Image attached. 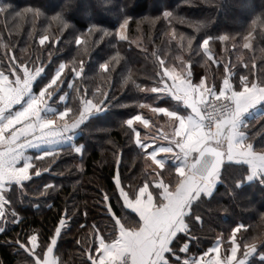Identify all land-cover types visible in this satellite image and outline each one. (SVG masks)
Returning a JSON list of instances; mask_svg holds the SVG:
<instances>
[{"label": "trees", "instance_id": "16d2710c", "mask_svg": "<svg viewBox=\"0 0 264 264\" xmlns=\"http://www.w3.org/2000/svg\"><path fill=\"white\" fill-rule=\"evenodd\" d=\"M3 5L10 8L0 13L1 71L14 74L21 65L42 68L35 85L39 90L63 65L52 89L60 87L55 101L68 94L65 106L73 109L69 119L83 110L86 100L104 99L107 106L81 126L76 138L83 146L81 153L69 144L54 157L36 158L31 172L45 170L11 186L0 231V264H35L36 257L28 250L33 235L38 242L33 251L43 259L57 228H61L55 247L58 264H92L90 256H96L100 237L111 242L120 225L141 226L139 215L124 205L117 176L131 196L154 181L136 136L148 127L140 121L129 126L126 121L135 115L151 119V108L187 111L170 94L150 91L161 87L164 67L176 69L184 78L190 71L194 83L204 79L215 89L227 77L238 90L244 77L264 78V24L252 26L253 20H264V0H0ZM24 9H39V14ZM17 12L21 15L15 17ZM57 14L68 28L54 19ZM129 17L126 34L121 35V25ZM196 22H201L199 31ZM225 35L229 39L221 40ZM43 36L48 40L41 44ZM209 36L213 39L205 47L203 40ZM244 128L255 149L264 148V113ZM175 168L169 161L160 171L173 187L178 183ZM219 174L214 192L192 203L185 217L188 229L171 247L178 252L189 243L188 254L199 255L218 239L228 246L234 229L243 225L238 235L241 252L255 241L257 252L248 264H264V174L249 181L248 165L235 161H227ZM152 189L160 197L159 190ZM169 260L185 264L173 253Z\"/></svg>", "mask_w": 264, "mask_h": 264}, {"label": "snow or ice", "instance_id": "6c2138e0", "mask_svg": "<svg viewBox=\"0 0 264 264\" xmlns=\"http://www.w3.org/2000/svg\"><path fill=\"white\" fill-rule=\"evenodd\" d=\"M9 8L10 5L0 6V13H8ZM23 11H34L36 14H39V9H24ZM14 15L18 17L21 13L17 12ZM165 16L170 17L172 13L166 12ZM54 19L60 20L65 28L69 27V23L63 19L61 14H57ZM129 19L130 17L123 21L121 29L127 26ZM258 23L264 24V20H253L252 26ZM92 27L96 28L95 25ZM200 27L201 22H196L197 31L200 30ZM121 35H123L122 32ZM250 35L251 31L249 32ZM194 39L195 37L193 36L188 40L189 46H191ZM212 39L213 37L211 36L204 39V46L207 47L209 41ZM220 39L228 40L229 37L225 35L221 36ZM46 40H48V36H43L40 43L43 44ZM63 67L61 65L60 69L56 71L51 81L53 84H58L57 78L60 77ZM102 67L108 69L109 65L103 64ZM11 71L14 72L15 69ZM42 71V68H37L35 73H33L27 67H24L23 73L16 75L15 79H9L8 75L0 71V79L5 84L4 99L0 100V117L16 109V105H22L6 120H0V175L4 177L0 181V184L7 185L9 182L12 184L22 183L31 179L33 175L45 170L36 169L34 173L30 172L33 169L31 160L21 165L20 162L24 149L38 141L55 140L60 136L70 133L90 113L99 111L107 106L104 99H100L96 103L86 100L83 110H78V115L72 118L71 123L65 119L69 117L70 113H73V109L70 107L53 118H45L43 111L47 105V101L51 98V91H48V86L45 85L38 93L32 95L33 81ZM162 71L164 77L161 87L152 88L150 91L160 94H170L176 100L182 101L191 110V115L184 116L166 107L154 109L156 112L165 113L168 117L172 118L173 128L179 129L183 133L179 137L172 136V141L174 142L172 147H157L154 151L149 152V156L155 162V165L159 169L164 170L165 162L158 156V153H173L176 152L175 149H179V154L184 158V163L175 168V173L181 176L183 180L181 190L176 198L179 203L174 202L168 205L163 213L154 217L151 223L155 230L149 228L139 238L127 240L123 245H112L111 243L99 240L97 247L99 248V252H97L99 255L95 257L90 256L92 264H126V253L129 252L132 253L131 264H170V260L166 254L173 251V247H171L173 239L176 238L181 229L187 231L186 223L178 230H174L175 223L173 218H175V222H179L181 217L185 221L186 214L190 212V209L188 211L183 210L188 208L187 200L191 199L188 196L189 190L197 194V198L202 194L210 196L216 182L221 178L219 173L225 160L247 163L251 165L253 172L264 171V148L260 150L255 149L254 144L247 140L244 133L240 131L242 114L264 102V78L257 77V79L249 81L248 77H244V82L239 90L234 89L233 84L226 78L228 86H224L223 82V87L217 92L215 86L207 87L204 79H200L199 83H193L190 71H185L186 78H182L174 69L170 70L164 67ZM76 75H81V72H77ZM168 78L171 80L170 83ZM213 92L217 99L230 100L231 104L226 110H220V115L214 119V127L209 128L206 124L208 115L204 109L209 103ZM100 95L107 98L103 92ZM142 119V116L135 115L128 119L126 123L131 126L134 121ZM143 123L147 125L149 121L145 119ZM185 127L188 128V132H194L198 137L195 142L192 137H189L188 132L183 131ZM136 136L137 143H141L139 132L136 133ZM220 142H224L226 147H216V143ZM148 146V144L143 142V148H147ZM76 151L79 153L81 149L77 148ZM55 155L44 152L40 155V159L54 157ZM207 157H211V160L206 159ZM202 167L203 171H201ZM116 183L119 184L118 176ZM47 189L46 187L45 190L47 191ZM0 191H3V189H0ZM120 194L124 197L128 206L135 209L140 219H144L143 211L139 207V201L137 200L133 203L129 197L123 195L121 189ZM144 198H147V191L144 192ZM162 198L167 202L168 196L166 193ZM104 199H108L107 195H105ZM181 205H183V208ZM64 223L65 221L61 219L60 225L63 226ZM242 227L243 225H240L232 232L231 242L234 246L231 248V255L226 264H245L244 260L237 261V251L240 245L237 243L236 233ZM0 231H3V229H0ZM59 235L60 228H57L55 236L51 240L53 246L56 245V237ZM32 237L36 238L35 235L31 236L29 238L31 241ZM186 246L184 245L185 250H187ZM244 247L246 257H250L257 252V243L255 241L245 244ZM33 249L35 248H28L32 252V255L36 257V264H41V262L43 264H55L54 261L41 260L40 257L36 256ZM193 264H196V262H193ZM199 264H205V262L201 260ZM207 264H222V262L217 258L215 261H208Z\"/></svg>", "mask_w": 264, "mask_h": 264}, {"label": "crops", "instance_id": "0c3cea01", "mask_svg": "<svg viewBox=\"0 0 264 264\" xmlns=\"http://www.w3.org/2000/svg\"><path fill=\"white\" fill-rule=\"evenodd\" d=\"M24 67H27L33 73H35V71H36V69L33 70L32 68L28 67L27 65H23V67L22 66L20 67L19 72H15L14 74L6 73L4 71L3 72H4L5 75L9 76V79H15L16 75L23 73ZM60 67L57 68L56 71L59 70ZM63 69H64V67H63ZM42 74H43V71L33 81L32 95H35L36 93H38L40 91V89L42 88L41 87L39 90L35 89L36 82L42 76ZM61 74H62V72H61ZM60 77H61V75H60ZM60 77L57 78V79L59 80ZM227 78L232 83L230 77H227ZM51 81H52V79H51ZM51 81L48 84H46L48 86V91H51L52 95H51L50 100L47 101V105H46V107H45V109L43 111V116L45 118H53V117L57 116L60 112L64 111L66 109L65 105H66V103L68 101V94L67 93H63L60 96L58 101L54 100L55 99L54 97L59 92L60 88H58L56 91H54L52 89V87L55 84H53ZM168 81H169V83L171 82L170 78H168ZM223 82H224V86H228V81H227L226 78L224 79ZM222 87H223V83L221 84L220 88L215 89V90L218 92ZM233 88L235 89L234 85H233ZM236 90H238V89H236ZM4 93H5V84H4V81L2 79H0V100L4 99ZM201 95H203V93H201ZM212 96H215L214 92H213ZM173 99H175V98L173 97ZM176 101L180 102L184 106V108H186V110H187L185 113H182L180 115H184V116L191 115V110H190V108L188 106L184 105L182 101H179V100H176ZM21 106L22 105H16L15 106L16 109H14V110H12V111H10L8 113H5V115L3 117H0V120H6L10 115L14 114L15 110H18ZM101 111H102V109L99 110V111H94V112L90 113L88 115V117L78 127H76L75 129H72L70 131V133H68V134L60 136V137L56 138L55 140L38 141L36 143H33L28 148H25L20 164L22 165L24 162H28V161L31 160V163L34 166V160L36 158H40V155L42 153L49 152V153H53L54 154L55 152L59 151L63 146L69 145V144L75 146L76 149L80 148L81 152H82V149H83L82 144H77L76 143V138H77L78 134L80 133V128L84 124V122L87 121L91 116H93L94 114H97V113H99ZM261 113H264V102L258 104L257 106L249 109L248 111H246L245 113L242 114L241 121H240V131L244 133L245 138L247 140H248V133L246 132V130L244 128V126L246 125V122L250 118H253L254 116H257V115H259ZM71 122L72 121H70L69 123H71ZM158 131H159V136L162 135L163 137H165L166 131H165L164 128H159ZM183 131L188 132V128L185 127ZM182 135H183V133L179 129H175V133L172 136L178 137V136H182ZM188 135H189V137L193 138L194 142H195L196 139H198V137L194 134V132H188ZM172 136H171V140H172ZM173 143L174 142L172 141L168 146L172 147ZM202 143H203V141H202ZM216 144L219 145V146H222L223 148L226 147V144L224 142H220V143H216ZM175 151L176 152H173V154L175 156H178L179 158H181V160L184 163V158H183L182 155L179 154V149H175ZM81 152H79V153H81ZM149 152H151V151H149ZM181 165H179V166H181ZM247 165L249 167V175H248L249 179L258 178L260 175L264 174V171L253 172V170L251 168V165H249V164H247ZM31 170H30V172H31ZM3 179H4L3 175H0V181H2ZM24 182H26V181H24ZM24 182H22V183H13V184L11 182H9L7 185L0 184V189H3V191H0V229H3L2 226H1V223L3 221L4 214H5V211H6V206H7V199H6L7 191H9V189L11 188L12 185H14V184L22 185ZM217 183H218V181L216 182V184H215V186H214V188L212 190V193L214 192ZM182 184H183V180H182L181 176H179V181H178L177 185H175L174 188H170L168 186V184L166 183V181L161 176L158 180H154L152 185L146 184V186L143 187L142 190H139V192L137 193L136 196H131V195H129L127 190L123 189V187L121 186V184L119 182V184H118L119 193H120V189H121V192L123 193V195L126 196V197H129L133 201V203H135L137 200L139 201V207L143 211L144 219H141V226L137 227V228H134V229L126 228L125 226L120 225L118 237L115 240L111 241V242H107L106 240H104L103 237H100L99 240H103L105 243H111L112 245H117V244L123 245L125 243V241H127V240L136 239V238L141 237V235L144 234L149 228H153L154 229V226L151 223L153 218L158 216V215H160L161 213H163L165 208L168 205L173 204L174 202L175 203H179V201H177L176 198H177L178 193L181 190ZM159 185H160V187H159ZM153 187L156 188L157 190H159V192H160V201H157V199L155 198V195L153 194V192H151ZM145 191H147V198H144V192ZM165 193L168 196L167 202H165V200L162 198ZM202 195H206V194H202ZM188 196L191 197V199L187 200L188 208L183 209L184 211H188L191 208L192 203L197 199V194L193 193L191 190L188 191ZM121 198L123 199L124 205L127 208H129L132 211L136 212L134 208H131V207L128 206V204L125 202L124 197L122 195H121ZM185 199H187V197H185ZM181 207L183 208V205H181ZM173 221L175 223V229L174 230H178L179 228L183 227L185 225V223L187 224L186 219L184 221L183 217H181L179 222H175V218H173ZM187 229H188V225H187ZM60 232H61V228H60ZM181 232H186V231L184 229H181V231L179 233H181ZM56 240H57V237H56ZM37 244H38L37 237L36 238L33 237L32 241H31L32 248H36ZM222 245L223 244H222L221 240L219 239L206 252H204L202 254H199V255H190V257L192 259V261H190V262H196V264H199V262L201 260H203L205 262V264H207L208 261H215L217 258H219L220 261L222 262V264H226L227 259L230 256L227 257V259H226L225 255H226L227 252L225 250L223 251ZM51 247H52V252H51ZM55 247H56V245L53 246L51 244V246L48 248L44 258L41 259V260L47 259V260H50V261H54L55 264H58V257L55 254ZM97 252H99V248H98ZM129 253H126V254H129ZM170 253L166 254L168 259H169V254ZM98 255H99V253H96V256H98ZM223 256L225 258H223ZM249 258L250 257H243L240 260H244L245 264H248ZM41 264H43V262H41Z\"/></svg>", "mask_w": 264, "mask_h": 264}, {"label": "rangeland", "instance_id": "374dc122", "mask_svg": "<svg viewBox=\"0 0 264 264\" xmlns=\"http://www.w3.org/2000/svg\"><path fill=\"white\" fill-rule=\"evenodd\" d=\"M121 32L123 33V35L126 34V29L125 28L121 29ZM170 70H172V69H170ZM174 70H176V69H174ZM176 72H177V70H176ZM177 73L180 74L182 78H184L180 72H177ZM211 97H214V96H211ZM89 100L94 102L92 99H89ZM144 108L145 109H150L149 106H145ZM151 109H150V111H151L150 113H152L153 117L151 119H146V120L149 121V123L147 125H145L143 123V120H145V119L140 120V123L142 125L148 127V128L146 129L145 133H143L142 135H139V139H140L141 143H138V144L140 145L141 149L143 151H145V153L147 155V160H148L147 168L150 171L153 179L154 180H158L161 177V174H160L161 169H159L158 166L155 165V162L151 160V157L149 156V151H153L157 147H169L168 145L172 142L171 136L174 135L175 129L173 128L172 118L168 117L165 113H164L165 114L164 116H161L154 109H152V110ZM65 119L68 120V122L72 121L68 117H66ZM251 119H253V118H250L249 120H251ZM249 120L246 122V125L249 122ZM155 123H159L160 128H164L165 129V131H166L165 137H167V139H165V137H163L162 135L159 136L158 129H155V127H153L155 125ZM143 142L148 144L149 146L147 148H143ZM158 156L165 162V167H166L167 162H169V161H172L173 163H175L176 167H178L179 165L182 164V163L181 164L178 163L179 161H181V158H179L178 156H175L173 153H158ZM167 174L171 175V172L170 173L168 172ZM168 175H167V177H168ZM176 176H177L178 181H179V175L177 174ZM254 179H256V178L249 179V176H248V180L249 181H253ZM164 180L166 181L167 178H165ZM218 182H219V180H218ZM166 183L168 184V186L170 188H174L175 187V186L173 187L169 181H166ZM146 184H148V183L143 184L137 190V192H136V194L134 196H136L137 193L139 192V190H142V188L145 187ZM151 192H153V194L155 195V198L157 199V201H160V197H157V195L154 193L153 189L151 190ZM6 199H7V193H6ZM7 204H8V199H7ZM6 208H7V206H6ZM5 213H6V211H5ZM5 215L6 214H4V216ZM7 218H8V216H7ZM8 220L9 219L6 220V218H5V222L4 223H6V221H8ZM3 221H4V218H3ZM3 221L1 223L2 228L4 226L3 225ZM130 229H134V228H130ZM238 235H239V232L236 233V240H237V243L240 245V241H239ZM35 236L37 237V235H35ZM231 241H232V234H231V237H230L229 245L228 246L222 245L223 251L225 250L227 252V253L225 252L226 253V255H225L226 259H227V257H229L231 255V248L234 246ZM221 242H222V240H221ZM185 245L188 246L189 243H187ZM171 253H173L174 257L182 259V261H184L185 264L186 263H192L193 264V262H190V261H192V259H191L190 255L188 254V247H187V250H185V247L183 245V247L181 249H179L178 252L172 251ZM243 257H246V256H245V252L244 253L241 252V245H240V248L237 251V261H239ZM223 258H225V257L223 256Z\"/></svg>", "mask_w": 264, "mask_h": 264}, {"label": "built area", "instance_id": "2783aa9c", "mask_svg": "<svg viewBox=\"0 0 264 264\" xmlns=\"http://www.w3.org/2000/svg\"><path fill=\"white\" fill-rule=\"evenodd\" d=\"M231 104L230 100L217 99L216 96L211 97L209 103L205 106V113L208 115V119L206 120V124L209 128L214 127V119L216 116L220 115V110H226L227 107ZM215 113V115H213ZM190 159V158H189ZM132 254L126 255V264H131ZM192 264V263H186Z\"/></svg>", "mask_w": 264, "mask_h": 264}, {"label": "water", "instance_id": "95a60500", "mask_svg": "<svg viewBox=\"0 0 264 264\" xmlns=\"http://www.w3.org/2000/svg\"><path fill=\"white\" fill-rule=\"evenodd\" d=\"M213 143H215V141H213ZM216 147H218V148H223L222 146H219V145H217V144H216ZM206 159L211 160V157H207ZM227 161H228V160H225V161L222 163V166H221V170H220V172H221L222 169L224 168V164H225ZM201 171H203V167L201 168Z\"/></svg>", "mask_w": 264, "mask_h": 264}]
</instances>
